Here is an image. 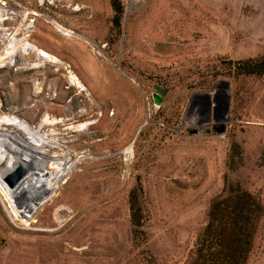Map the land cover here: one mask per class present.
Returning <instances> with one entry per match:
<instances>
[{
	"label": "rangeland",
	"instance_id": "rangeland-1",
	"mask_svg": "<svg viewBox=\"0 0 264 264\" xmlns=\"http://www.w3.org/2000/svg\"><path fill=\"white\" fill-rule=\"evenodd\" d=\"M0 9V56L10 37L59 59L0 85L18 96L42 84L28 102L42 105L34 125L76 117L47 130L60 133L51 146L65 159L54 173L0 172V264H187L224 182L260 203L246 264H264V72L214 78L221 58L264 54V0H143L123 8L117 32L110 0H0ZM219 121L222 133L204 132Z\"/></svg>",
	"mask_w": 264,
	"mask_h": 264
},
{
	"label": "bare ground",
	"instance_id": "bare-ground-1",
	"mask_svg": "<svg viewBox=\"0 0 264 264\" xmlns=\"http://www.w3.org/2000/svg\"><path fill=\"white\" fill-rule=\"evenodd\" d=\"M1 11L2 10L0 9V12ZM14 32H16V30ZM8 38L4 41V43H6L7 51L4 55L1 53L3 56H0V79L4 84H6L7 82H11L13 84L14 81L20 83L21 81L20 75L22 73L29 74L31 69L37 68L38 70V68L41 65H46L45 64L46 62L58 63L59 61V59L56 56L51 55L50 53L36 46L35 44L29 42L27 38H22L19 40H15L11 38L8 39ZM30 53L31 54L34 53L36 55L35 60H37V63H32V64L27 63L28 58L31 57ZM18 64L20 65L18 70L12 71L11 66L14 67L15 65ZM67 81L70 82V84L72 85L71 87L73 86L77 87V85H80L78 78L74 74H69ZM36 88L38 89V91L32 92L31 89L24 87L18 96H14L11 94V92H9V89L7 87L5 88L0 85V114L3 113L8 119H11V117L15 118L16 121L18 122L17 124L20 125L23 124L22 129H18L14 124L15 123L14 120L12 122H7V123L5 121L0 120V172L1 173H8L17 164L23 166L25 172L32 171L29 173H40V172H49V171L54 173V171H56L57 168L54 167L53 164L55 163L61 164L63 163V161H65V159H62L63 154L57 153L58 152L57 148L51 146L52 144H58L60 133H58L57 131L50 133V131L47 132V130L51 126L59 127L58 124L60 123L66 124L67 122L68 123L70 121L72 122L76 117L71 118L73 116L72 115L69 118H62L60 121L57 119L59 121L57 122L51 119L52 116L47 115L43 122L34 125L35 115L34 114H33L34 116L31 115L30 112L35 107L36 109L39 110L40 107H42V105L39 103L40 101L39 102L35 101L32 106H29L28 102L31 101L32 98L35 97V95H38V93H40L43 90V86L41 83H38L36 85ZM74 107H76L75 102H72L69 105V108L72 110ZM70 130L77 131V128L71 126ZM24 134H27L31 140H34L39 145V147L34 148L30 144H28L26 138L24 137ZM45 148H49L57 154H55V156L53 155L50 156L45 151ZM1 155H3L4 157L2 158ZM46 161L47 163L45 164ZM44 190L45 188L40 189L41 192Z\"/></svg>",
	"mask_w": 264,
	"mask_h": 264
},
{
	"label": "trees",
	"instance_id": "trees-1",
	"mask_svg": "<svg viewBox=\"0 0 264 264\" xmlns=\"http://www.w3.org/2000/svg\"><path fill=\"white\" fill-rule=\"evenodd\" d=\"M111 28L117 32L121 23L123 5L119 0H110ZM221 70L216 76L238 78L260 75L264 72V54L242 59L221 58L217 62ZM133 196V197H132ZM129 194L130 222L141 226L139 207ZM258 200L238 184H225L208 205L204 225L194 240L193 258L187 264H246L261 212Z\"/></svg>",
	"mask_w": 264,
	"mask_h": 264
},
{
	"label": "water",
	"instance_id": "water-1",
	"mask_svg": "<svg viewBox=\"0 0 264 264\" xmlns=\"http://www.w3.org/2000/svg\"><path fill=\"white\" fill-rule=\"evenodd\" d=\"M151 88L156 91L159 92L160 94L164 93V90H162L158 85L156 84H152ZM203 97H205L206 99L209 98V94L208 93H204L202 94ZM151 97H152V103L154 106H159L160 102H161V98L159 96H157L155 94V92L151 93ZM222 118H225L224 116ZM225 125L223 122L219 121V122H215L211 125L210 129H205L204 132L207 133L208 131L215 133V134H219L222 133L224 131ZM22 172H18V174H16L13 178H11V175H7L6 177H4V181L6 182V184H8L9 186L14 185L18 179L21 177Z\"/></svg>",
	"mask_w": 264,
	"mask_h": 264
},
{
	"label": "built area",
	"instance_id": "built-area-1",
	"mask_svg": "<svg viewBox=\"0 0 264 264\" xmlns=\"http://www.w3.org/2000/svg\"><path fill=\"white\" fill-rule=\"evenodd\" d=\"M142 1L143 0H124L123 8L127 11H135L139 9L142 4Z\"/></svg>",
	"mask_w": 264,
	"mask_h": 264
}]
</instances>
